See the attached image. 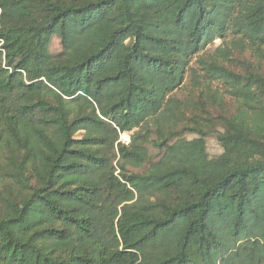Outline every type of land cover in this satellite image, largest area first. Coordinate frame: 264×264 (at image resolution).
I'll use <instances>...</instances> for the list:
<instances>
[{
  "label": "trees",
  "instance_id": "obj_1",
  "mask_svg": "<svg viewBox=\"0 0 264 264\" xmlns=\"http://www.w3.org/2000/svg\"><path fill=\"white\" fill-rule=\"evenodd\" d=\"M0 264H264V0H0Z\"/></svg>",
  "mask_w": 264,
  "mask_h": 264
},
{
  "label": "rangeland",
  "instance_id": "obj_2",
  "mask_svg": "<svg viewBox=\"0 0 264 264\" xmlns=\"http://www.w3.org/2000/svg\"><path fill=\"white\" fill-rule=\"evenodd\" d=\"M219 42H220V40L216 39L214 41L213 45H209L207 49L210 51L213 50L214 47L219 44ZM59 47H60V45H59L58 40L56 38H54L51 42V51L55 52L59 49ZM246 55H248V54H246ZM188 86H189V77L186 78V82L184 83V86L182 87V89L175 91L174 95L177 98L184 100L187 96V93H188L187 92ZM216 86L217 85H212V87H214V88H217ZM222 98L229 104L228 107L231 108L232 104H233L232 98L223 92H222ZM125 134L128 135V137H130V133H125ZM127 141L125 140V142H127ZM205 141H206V150H207V153L210 157H215L222 152V149H221L220 145L218 144L217 140L215 139L214 135L210 134L209 136L206 137Z\"/></svg>",
  "mask_w": 264,
  "mask_h": 264
},
{
  "label": "built area",
  "instance_id": "obj_3",
  "mask_svg": "<svg viewBox=\"0 0 264 264\" xmlns=\"http://www.w3.org/2000/svg\"><path fill=\"white\" fill-rule=\"evenodd\" d=\"M120 139L122 140V141H127L128 139H129V137H128V135H126L125 133H123L122 135H120Z\"/></svg>",
  "mask_w": 264,
  "mask_h": 264
}]
</instances>
